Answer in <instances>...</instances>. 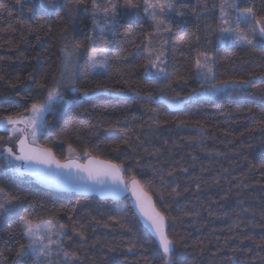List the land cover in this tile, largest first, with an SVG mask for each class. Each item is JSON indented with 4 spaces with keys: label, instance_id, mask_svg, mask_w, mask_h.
<instances>
[{
    "label": "trees",
    "instance_id": "obj_1",
    "mask_svg": "<svg viewBox=\"0 0 264 264\" xmlns=\"http://www.w3.org/2000/svg\"><path fill=\"white\" fill-rule=\"evenodd\" d=\"M238 2L264 17V0ZM113 3L115 22L101 40L94 24L105 16L93 0H0V118L43 105L35 144L62 161L87 152L123 165L165 215L174 264H264V41L226 37L222 0H170L159 32L143 0ZM94 40L106 49L102 72L91 71ZM159 51L162 78L150 70ZM71 56L75 74L59 86ZM205 56L211 73L196 66ZM9 135L0 126V149ZM8 147L0 152V204L11 210H0V264H37L17 255L28 245L25 220L58 227L53 264H164L130 196L43 185L22 161L4 159Z\"/></svg>",
    "mask_w": 264,
    "mask_h": 264
},
{
    "label": "snow or ice",
    "instance_id": "obj_2",
    "mask_svg": "<svg viewBox=\"0 0 264 264\" xmlns=\"http://www.w3.org/2000/svg\"><path fill=\"white\" fill-rule=\"evenodd\" d=\"M77 3H81L82 0H76ZM127 5L131 7H138L139 5L134 3V0H126ZM145 6V13L148 15L154 24L155 32H159L161 27L164 25V15L165 10L171 11L172 5L170 0L164 2V0H143ZM118 5L113 3V0H107L103 5L96 3V0H93L94 9H103L105 16V21L103 25L100 22L94 24V29H98L100 33V39L102 40L103 33L105 28L108 26L107 21L111 19L113 23L115 22L116 9ZM220 20L221 24L228 25V27H222L221 32H232L242 33L239 40H243L245 43L251 44L253 40L259 36L262 41H264V17L257 18L255 11L250 8H242L238 0H222L220 5ZM231 10V11H229ZM234 11L237 13L236 20L233 22L231 20V12ZM235 23V28H232V24ZM241 24L244 25V28L241 29ZM167 31V28H164ZM154 34V33H152ZM151 35V34H150ZM239 42V41H238ZM79 47V45H77ZM106 49L98 47L97 42L94 40L93 44L90 46L91 53V66L95 69L97 66H103L105 64L104 59H98V54L100 57H104ZM67 55V54H66ZM205 63H201L199 59L196 61V66L198 69H205L208 73H211L213 70L208 65V57L205 56ZM151 67L156 68L157 64L150 61ZM68 67V63H65V68ZM148 65H145L147 68ZM163 71V69H159ZM241 83H250L249 81H242ZM75 87V85H72ZM59 94V93H57ZM53 93L50 92L48 99L51 100ZM44 110L43 105L33 104L30 111L35 114ZM23 123L25 129L31 128L29 133L32 137V143L35 144L36 133L38 131L39 125L36 124L34 119L25 120L22 118V114H17V117L6 116L0 118V126L4 127L9 133V139L12 138L11 134L17 132H24L25 129L17 128L16 125ZM10 126V127H9ZM0 139H3L0 137ZM19 142V154H16L13 148L8 147L5 149L6 155L4 159L12 165L13 161H25L28 162V166L31 167L32 162L36 164H55L58 169H71L76 167L83 172L87 173V177L81 178L84 179V186L88 188H93L99 186L101 188H107L111 191H118L120 184H125L124 180L121 177V172L123 170V165L114 164L111 161H100L97 158L89 159L87 165H76L74 163L61 164L55 159L50 149L46 148H37L30 147L28 144V134L24 136L23 139L17 138ZM69 151H72L70 148ZM85 155L90 156V153L85 152ZM186 171V170H185ZM71 175V173H68ZM111 181V185L109 184ZM89 181L91 183H89ZM125 187L127 185L125 184ZM132 192L136 200V206L140 210L141 215L148 223L155 236L159 241V245L163 252L164 264H174V241L171 240L168 234L165 231V215L156 208L155 204L152 202L151 197H148L146 193L143 192V189L140 187V181L136 180L135 177L132 179ZM0 210L11 211L10 209H5L4 205L0 204ZM23 228L25 235L29 237L28 245H21V251L17 253L18 256L22 255L23 250L27 247L32 252H39L41 255L44 254L45 249H50L52 244H57V241L52 239L53 225L52 222H48L47 228L44 230L43 235L39 237L41 248L37 249L35 245L36 233L40 231V226L34 224L31 220H25L23 222ZM59 228L62 230L64 225H59ZM131 250V249H129ZM64 256L66 260L71 261L76 259L75 256H71L69 253L65 252Z\"/></svg>",
    "mask_w": 264,
    "mask_h": 264
},
{
    "label": "water",
    "instance_id": "obj_3",
    "mask_svg": "<svg viewBox=\"0 0 264 264\" xmlns=\"http://www.w3.org/2000/svg\"><path fill=\"white\" fill-rule=\"evenodd\" d=\"M28 144L30 147L46 148V147L31 143L29 139H28ZM17 152L19 154V142L17 144ZM51 152L53 156L55 157V159L59 161L61 164L74 163L76 165L83 166V165H87L89 162V159L93 158L92 156H89L84 159H73L72 158V159H67V160L62 161L56 157L55 153L52 150ZM97 159H99L100 161H107V160H103L100 158H97ZM22 163H23V167H24V171L26 175L38 181L39 183L46 185L48 187H51L53 189H56L58 191L67 192V193H75L77 195L84 196V197L97 196L101 198L102 200H112V201H119V200L125 199L127 196H130L134 212L139 217L142 225L148 230V232L153 236V238L156 240V242L159 245V241L157 237L155 236L154 232L152 231L148 223L145 221V219L140 213V210L136 206V200L132 192V180L127 181L125 179L123 171L121 172V177L124 180L127 187H125V184H120L118 191H111L110 189L101 188L99 186H96L93 188L85 187L84 179H81V178L86 179L87 173L81 171L80 169L76 167H72L71 169H67V168L58 169L55 164H52V165L36 164L34 162H32L31 167H29L28 162L22 161ZM68 173H71V175H68ZM89 183L91 182L89 181ZM109 184L111 185L110 180H109ZM140 187L143 189V192L146 193L148 197H151L152 202L155 204L157 208L154 198L144 189L141 183H140ZM165 231L168 234L167 219H165Z\"/></svg>",
    "mask_w": 264,
    "mask_h": 264
},
{
    "label": "rangeland",
    "instance_id": "obj_4",
    "mask_svg": "<svg viewBox=\"0 0 264 264\" xmlns=\"http://www.w3.org/2000/svg\"><path fill=\"white\" fill-rule=\"evenodd\" d=\"M164 2H168V0H164ZM229 11H231V10H229ZM232 12L236 13L234 11H232ZM168 13H169V11L165 10L164 20H166ZM235 16H237V13L234 14V18H235ZM232 17H233V15H231V20L234 22L235 19H232ZM234 25H235V23L232 24V28L234 27ZM163 27H165V25H163ZM225 27H228V25H225ZM231 33H233V31L232 32H224L226 37H229ZM164 58H165V56L160 51L156 55H154V58H152L153 59L152 63L157 64V67L156 68L151 67L152 69H150V70H151V73L157 78H162L166 74V73H164V66H165ZM98 59H104L105 60V64L103 66H97L95 69H93L91 67V71L92 72H102V71L106 70V68H107V60L105 58V55H104V57H100L99 54H98ZM67 63H68V67L65 68L64 73L62 74L63 76H62L61 80H59L58 83H57L59 86H64V84L69 82L70 79H72L74 74H75V68H76L75 59L71 56V58L68 60ZM159 69H163V71H159ZM154 72H156V73L160 72V74L156 75V74H154ZM57 84H55V85H57ZM71 92H75V89H72ZM176 101H178V100H176ZM45 108L48 109L49 105L47 104L45 106ZM41 114H42V111L38 112V113H35V114H33L31 112L27 116H22V118L25 119V120L34 119L36 124L40 126V123H41L40 121H41V117H42ZM16 127L20 128V129H25V125L23 123L17 124ZM30 132H31V129L27 128V129H25L24 132H17V133L12 134V138L9 140L10 141L9 143L1 144L0 152L3 151V148H4L5 145H10L11 147H13L14 150H16L17 149V144H18V139L17 138L22 139V138H24V136L26 134H28V139L30 141V138H31V135L29 134ZM70 158L71 159L72 158L73 159H81L82 156H77L76 154H72L70 156ZM37 225L40 226V231H38L36 233L35 245H36L37 249H40L41 248V243H40L39 237L41 235H43L44 230L48 226V223L37 224ZM52 225H53L52 239L54 241H57V237L59 236V232L60 231L58 230V227L55 224L52 223ZM58 243L57 244H52L50 246V249H45L43 255H41L39 252H32L26 247L23 250V253H22V255L20 257H21V259H23L25 257H33V259L36 261L37 264H53L52 260L55 259V254L58 251ZM28 244H29V237H28Z\"/></svg>",
    "mask_w": 264,
    "mask_h": 264
}]
</instances>
